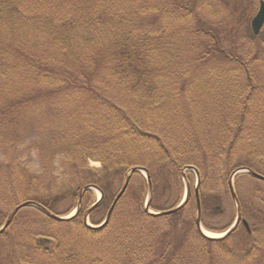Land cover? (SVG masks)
I'll list each match as a JSON object with an SVG mask.
<instances>
[{
	"label": "trees",
	"instance_id": "trees-1",
	"mask_svg": "<svg viewBox=\"0 0 264 264\" xmlns=\"http://www.w3.org/2000/svg\"><path fill=\"white\" fill-rule=\"evenodd\" d=\"M23 1L0 0V151L8 165L0 170V225L19 200L65 215L89 185L103 193L93 222L133 167L147 170L150 207L158 195L159 212L182 197V171L193 166L201 222L220 231L202 216L232 208V172L264 175V33L250 30L249 0H175L180 18L193 22L186 34L172 33L145 1L127 11L117 9L120 0H93L80 11L71 0ZM106 3L101 22L90 8ZM19 22L24 38L6 33ZM135 175L98 230L85 225L82 211L55 220L21 208L0 234V264H264L263 181L247 173L234 180L248 228L240 223L225 238L204 237L193 196L181 208L192 213L184 226L165 219L170 226L155 238L163 218L179 211L147 213L146 179ZM207 177L222 191L203 185ZM243 179L256 188L248 203L237 186ZM63 200L70 206L60 212ZM28 221H41L42 229L20 233Z\"/></svg>",
	"mask_w": 264,
	"mask_h": 264
},
{
	"label": "rangeland",
	"instance_id": "rangeland-1",
	"mask_svg": "<svg viewBox=\"0 0 264 264\" xmlns=\"http://www.w3.org/2000/svg\"><path fill=\"white\" fill-rule=\"evenodd\" d=\"M31 1H39V0H25L23 2L25 4H27L26 2H31ZM52 1L53 0H41L40 5L39 6H35V7H40L41 4L42 5H45V3L50 5ZM129 1H131V3L130 4H127ZM141 1H145L149 7L151 5L152 8L155 9L154 10V13L161 20H163L162 22H165L168 25V28L170 29V31L172 33H174V32L179 33L180 31H182L183 34H186L187 32L188 33L190 32V29L193 32V22L191 20H186L188 22V23H186L185 21H183L180 18L181 12L179 11V9L177 7L175 9V0H137V3L139 4ZM182 1L188 2V3L192 4L191 2H189V0H182ZM190 1H193V0H190ZM91 2H93L94 4H98L97 1H93V0H71V2H67V3L68 4L71 3L70 8H72V10H74V11H80V10H83L84 9V5H86V6L89 7V4ZM133 2H134V0H120L119 6H117V9L120 10V11H127L129 9H133ZM258 2H259V0H250V3H248L249 4L248 7H247V4H246V7H245L246 10H248V9L251 10L252 9V12L257 11ZM101 4H99V6H101ZM110 5L111 4L106 3L101 8L99 6H92L90 8V11H91L92 16L94 18L98 19L99 21H101V22L103 21L104 22L105 17H103L101 15L102 8H105V7L110 6ZM202 16L205 17V18H208V17L213 18V16L210 15L208 13V11H202ZM14 26H16V28H15L14 31L9 32V33L6 32V31H4V32H6L7 34H11V33H14L15 32V34H17L20 38H24L23 29L25 27L20 22L17 23L16 25L14 24ZM61 28H63V27H61ZM76 29L77 30H80L82 28H76ZM167 33H168V31H167ZM156 35H157V32H156ZM165 36L166 35H163V38ZM35 39H38V38H35ZM259 51H260V53H264V50L263 49H259ZM259 65H264V63L259 62ZM10 77H12V76H10ZM5 89L6 88H4V90ZM30 132L32 133V131H30ZM5 161H6V158H5L4 154L2 153V151H0V170L2 168H6L8 166V165H5V166L3 165L5 163ZM89 164L92 167H100V163L97 160L96 161L95 160H90L89 161ZM140 175H142L144 177V172L142 171L140 173ZM186 178H187V180H188V182L190 184L189 186H191L190 197L193 200L194 189L196 188V185H197V183H196V178L197 177H196V175H195L194 172L190 171V172H187ZM202 178H204V177H202ZM181 179H182V177H181ZM236 179H238V178H236ZM238 180L240 181V179H238ZM131 181L133 183L138 182V175H135V173H134L133 176L130 178L129 183ZM204 182H205V185L208 186V187H211L214 192H221L222 191V188H220L221 186L219 184L216 185L208 177L205 178V180L203 179V185H204ZM123 183H122V185L120 184L121 189L123 187ZM234 183H235V181H234ZM237 186H238V189L240 191V194H243V200L245 201V203H248V201L245 198H246L247 195L248 196H251L250 191L253 192V191L256 190L255 185H254V182L251 179H243V180H241L240 186H239V182H238ZM183 188H184V184H183ZM125 191H126V189L124 190V192L122 193V195L125 193ZM159 192H164L163 188L160 189ZM159 192L157 194H159ZM182 192L184 194V189L182 190ZM117 194L115 195V197L117 196ZM100 195H101L100 191H98L97 189H91L89 191L87 190L85 196L82 197V201L80 203V205H81L80 206V211L82 209V216L85 217L87 215L86 216V219L89 221L88 222L89 224L99 223V222H101L103 220V218L105 216V212L100 211V208H99L94 213L93 216H95V220H93V222H92V220H91L92 218L90 219V216L91 215L90 214H87L86 211H85L91 205V203H93V202L96 201L97 197H100ZM122 195L120 196V198L122 197ZM146 195L147 194L145 193L144 199H145ZM158 197L159 196L156 195L155 199H153L154 202L152 201V205L151 206H153V207L156 206L155 204H156V200H157ZM253 197H256V196L254 195ZM252 199H254V198H252ZM180 200H181V198L178 199V201H177V198L174 197L172 199L171 203H169L167 205V207H170L171 206L170 208H172V207L176 206V204ZM19 201H20L19 204L22 203V202H24L22 200H19ZM59 202H61L58 205V209H59L60 212L64 211L67 207L70 206V202H67L66 200L59 201ZM231 203H232V201H231ZM255 203L256 204H260V200L259 199L256 200ZM153 207H150L151 211L152 210L155 211L154 210L155 207L154 208ZM178 211H179L178 213L172 215L170 218H163L164 219V222H161L160 224L157 225V227H156V229L154 231V235H153L155 238L159 234V232L167 229L170 226L169 225V222L167 220H165V219H173V220L176 219L175 222H177V224L179 226H181V225L184 226V224L187 222V220L189 218H191V216H192V213L190 212L189 208H185L183 210L180 209ZM208 212L209 211L203 212L202 220L210 228L218 229V230L221 231V230H224L225 228H227L231 224V222L233 221L232 218L234 217V205L232 203V208H231L230 204H228L227 207H226V209L224 210V212L221 213L220 215H210ZM32 213L33 212H31V216L32 217L37 216V214H34L33 215ZM74 214H75V208L70 209V212L66 216H71V215H74ZM231 219H232V221H231ZM250 223L252 224V228H253L255 226V220L251 221ZM202 224H203V222H202ZM151 225H149V223H148V229L151 227ZM103 227H105V225ZM201 227H202V230L205 233L209 232V234H212V235L216 234V232H212V231H209L208 229H206L204 225H202ZM30 229L33 232L40 231L42 229V227H41V221H34V222L28 221V222L22 223L20 225L19 232L20 233H24L26 230H30ZM219 233H221V232H219ZM232 239H233L234 242L237 241L236 236H232Z\"/></svg>",
	"mask_w": 264,
	"mask_h": 264
},
{
	"label": "water",
	"instance_id": "water-1",
	"mask_svg": "<svg viewBox=\"0 0 264 264\" xmlns=\"http://www.w3.org/2000/svg\"><path fill=\"white\" fill-rule=\"evenodd\" d=\"M264 23V1H261L260 2V7H259V10L258 12L256 13V15L252 18L251 20V27H252V30L255 34H257L260 30V27L262 26V24ZM137 169L136 168H132L126 178H125V181H124V184H123V187L121 189V191L117 194L116 198H115V201L113 203V205L116 203V201L119 199V197L122 195V193L124 192L128 182H129V179H130V176L133 172H135ZM252 175H254L255 177L261 179V180H264V177L255 173V172H251ZM231 193H232V196L235 197V194L232 190V186H231ZM196 195H197V189H196ZM186 202V199L178 206L174 207V208H171V209H168L166 211H163L161 212L160 214H169V213H172V212H175L176 210L180 209ZM198 203V202H197ZM27 205H33V206H36L38 208H40L44 213H47L48 212L46 210H44L42 207H40L39 205L37 204H34L32 202H24L22 203L21 205L17 206L12 212L11 214L9 215L8 219L6 220L5 224L3 225V227L0 229V233L7 227V225L9 224L10 222V219L12 218V216L14 215V213L21 207H24V206H27ZM113 205L107 215V217L105 218L104 222L100 225V226H104L107 222H108V219L110 217V214H111V211L113 209ZM197 208H198V213H199V205L197 204ZM54 217V216H53ZM55 218H58L57 216H55ZM239 222V216L235 222V224L229 229V231H227V234L230 233L234 227L237 225V223ZM196 223L197 225H200V221H199V215L197 216V219H196Z\"/></svg>",
	"mask_w": 264,
	"mask_h": 264
},
{
	"label": "bare ground",
	"instance_id": "bare-ground-1",
	"mask_svg": "<svg viewBox=\"0 0 264 264\" xmlns=\"http://www.w3.org/2000/svg\"><path fill=\"white\" fill-rule=\"evenodd\" d=\"M207 234H209V232H207ZM209 235H212V234H209Z\"/></svg>",
	"mask_w": 264,
	"mask_h": 264
}]
</instances>
